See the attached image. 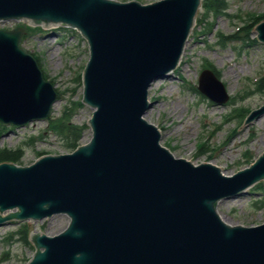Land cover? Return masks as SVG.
<instances>
[{"label": "water", "instance_id": "water-1", "mask_svg": "<svg viewBox=\"0 0 264 264\" xmlns=\"http://www.w3.org/2000/svg\"><path fill=\"white\" fill-rule=\"evenodd\" d=\"M199 3L0 0V20L75 27L89 45L82 73L83 101L94 108L89 142L28 166L0 163V212L9 210L0 224L56 213L70 218L54 236L32 234L36 251L28 264H264V223L230 226L215 208L264 179V152L225 176L221 166L174 157L143 118L147 89L178 64ZM256 30L264 42V21ZM22 32L0 28V121L6 123L44 117L56 97L20 47ZM199 89L226 99L209 70ZM27 228L34 232L32 222Z\"/></svg>", "mask_w": 264, "mask_h": 264}, {"label": "rangeland", "instance_id": "rangeland-1", "mask_svg": "<svg viewBox=\"0 0 264 264\" xmlns=\"http://www.w3.org/2000/svg\"><path fill=\"white\" fill-rule=\"evenodd\" d=\"M139 1L146 4L155 0ZM205 1L179 65L151 82L148 98L152 106L144 117L159 127L161 143L174 156L193 163L209 161L221 166L223 173L232 174L264 150V112L236 129L243 114L264 104V88L257 85L264 76V43L256 39L253 28L255 16L264 15V0H227L225 12L218 14L209 11ZM14 26L26 27L22 46L38 58L59 94L47 119L21 126L0 124V149H21L19 163L30 164L39 153L69 152L62 132L69 123L82 127V143L90 138L87 119L92 108L81 103L80 78L89 53L86 40L76 29L48 27L41 31L20 21H0V28ZM206 61L205 67L217 71L229 95L225 104H215L195 91ZM236 107H243L238 116ZM203 141L204 146L199 147ZM216 209L232 225L264 222V180L244 193L220 200ZM21 223L28 234V221ZM67 223V216L56 214L32 222V229L53 235ZM18 225H0V264H26L33 254L32 243L21 237Z\"/></svg>", "mask_w": 264, "mask_h": 264}, {"label": "trees", "instance_id": "trees-1", "mask_svg": "<svg viewBox=\"0 0 264 264\" xmlns=\"http://www.w3.org/2000/svg\"><path fill=\"white\" fill-rule=\"evenodd\" d=\"M205 3L208 8L211 7V5L215 6L219 10L225 8L224 6L225 0H206ZM62 131H64L67 136L68 145L70 147L76 146L77 142L81 138L82 129L68 124L63 127ZM20 157H21L20 150H7V149L0 150V161L1 160L18 161Z\"/></svg>", "mask_w": 264, "mask_h": 264}]
</instances>
